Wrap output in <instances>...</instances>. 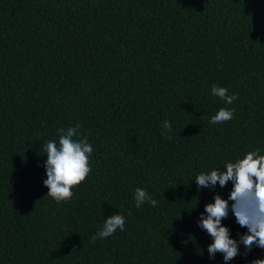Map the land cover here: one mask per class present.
I'll return each mask as SVG.
<instances>
[{
    "label": "trees",
    "instance_id": "1",
    "mask_svg": "<svg viewBox=\"0 0 264 264\" xmlns=\"http://www.w3.org/2000/svg\"><path fill=\"white\" fill-rule=\"evenodd\" d=\"M221 107L234 118L210 124ZM77 124L92 172L58 205L41 145ZM253 149L264 154V0H0V264H224L197 221L231 182L194 178ZM138 187L155 207H135ZM114 212L124 231L93 243ZM222 224L247 231L231 212ZM240 252L228 264L264 259Z\"/></svg>",
    "mask_w": 264,
    "mask_h": 264
},
{
    "label": "clouds",
    "instance_id": "2",
    "mask_svg": "<svg viewBox=\"0 0 264 264\" xmlns=\"http://www.w3.org/2000/svg\"><path fill=\"white\" fill-rule=\"evenodd\" d=\"M211 94L227 105H232L239 99L237 94H229L227 88L218 85L212 86ZM234 115L235 109L221 107L210 117L209 123L223 124L232 120ZM56 134L58 140H47L41 148L46 156L44 168L47 178L43 180V185L48 189L47 196L59 205L70 203L75 194L74 189L89 177L94 149L78 124L58 128ZM161 135L169 139L173 135V127L168 120L163 122ZM194 180L197 190H215L217 185L224 188L229 182L232 185L227 199L214 191L213 202L204 205V212L197 221L198 227L212 238V243L207 246L209 259H214L220 253L224 264H228L242 255L240 245L244 247V256L254 246L264 250V154L261 150H250L242 158L228 161L222 167L202 171ZM133 199L137 209L145 203L153 207L157 204L144 188H136ZM230 212L236 223L247 229L245 233L239 234L238 239H233L229 228L222 224V220L227 219ZM125 225V216L114 212L104 219L101 229L92 235L91 241L95 243L98 238L106 239L118 230L124 231ZM250 264H264V259H254Z\"/></svg>",
    "mask_w": 264,
    "mask_h": 264
}]
</instances>
